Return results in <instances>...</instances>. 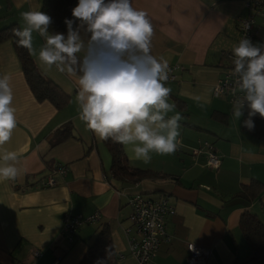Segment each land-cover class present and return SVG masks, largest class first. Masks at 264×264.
Masks as SVG:
<instances>
[{
	"label": "crops",
	"instance_id": "obj_1",
	"mask_svg": "<svg viewBox=\"0 0 264 264\" xmlns=\"http://www.w3.org/2000/svg\"><path fill=\"white\" fill-rule=\"evenodd\" d=\"M245 1L132 0L152 22L151 54L174 67V79L166 82L172 90L169 103L175 105L168 115L182 117L179 146L172 154L152 153L145 164L130 159L122 145L130 166L165 175L137 183L113 176L110 152L79 119L75 77L55 67L47 70L28 50L37 71L68 95L60 108L39 101L11 41L0 42V74L10 77L17 119L0 153L14 152L20 169L16 179L0 181V264H79L104 224L110 230L113 264H138L124 233L131 227L128 199L136 192L165 196L174 208L165 217L169 240L160 243L148 264H187L188 243L209 250L204 264H260L251 258L239 222L250 213L264 224V141L243 128L227 98L212 94L228 66L223 54L239 43L236 18L253 12ZM77 3L73 0L70 19ZM41 5L42 0H0V29L10 23L22 28L21 13L40 11ZM254 27L253 43L264 45V15L254 13ZM43 44L34 32L37 53ZM248 111L245 106L243 113ZM64 127L70 135L55 141ZM204 141L219 157L218 167L207 165ZM59 166L63 173L57 172ZM48 175L55 183L42 186ZM252 181L259 183L257 195L239 194ZM94 212L100 219L81 224L70 240L61 232L64 214L85 218Z\"/></svg>",
	"mask_w": 264,
	"mask_h": 264
},
{
	"label": "clouds",
	"instance_id": "obj_2",
	"mask_svg": "<svg viewBox=\"0 0 264 264\" xmlns=\"http://www.w3.org/2000/svg\"><path fill=\"white\" fill-rule=\"evenodd\" d=\"M72 17L64 21L67 35L50 34L49 15L24 11V26L12 32L18 45L38 56L47 70L55 67L75 77L79 119L99 139L123 145L130 159L145 164L151 162L152 153L177 151L182 117L168 115L175 108L169 103L172 90L166 86L170 67L151 54L154 29L147 12L134 8L132 0H78ZM34 32L44 40L38 53L33 47ZM233 55L232 115L239 121L247 106L243 126L251 131L252 118L257 114L264 118V45L242 38L233 47ZM13 99L9 75L0 74V148L17 127ZM17 165L14 152L0 153V181L16 179Z\"/></svg>",
	"mask_w": 264,
	"mask_h": 264
},
{
	"label": "trees",
	"instance_id": "obj_3",
	"mask_svg": "<svg viewBox=\"0 0 264 264\" xmlns=\"http://www.w3.org/2000/svg\"><path fill=\"white\" fill-rule=\"evenodd\" d=\"M73 0H42L40 11L46 13L52 18V23L49 28L51 33H63L67 35V26L65 19H70L71 8ZM19 28L16 23L0 29V42L10 40L13 48L20 60L21 69L25 80L35 96L39 101L47 100L60 108L68 99V95L64 93L58 85L52 80L43 77L35 68L32 58L27 48L19 46L17 43L18 38L13 35L12 29ZM248 118V112L242 116L243 121ZM254 129L249 131L246 127L243 128L257 137L259 140L264 141V118L254 116ZM70 135V129L64 127L57 132L55 141H60ZM103 144L110 152L111 155V170L113 176L118 179L128 182L137 183L145 179L163 178L165 175L157 172L140 169L130 166L123 153L122 145L113 142L110 138L102 140ZM259 183L252 181L250 185L245 186L239 194H243L246 198L255 197ZM239 226L251 249V258L259 260L260 264H264V224L254 215L250 213H243ZM112 243L110 238L109 227L104 224L97 231L93 241L88 245L84 255L79 261V264H97L98 261L103 264H113L112 261Z\"/></svg>",
	"mask_w": 264,
	"mask_h": 264
},
{
	"label": "built area",
	"instance_id": "obj_4",
	"mask_svg": "<svg viewBox=\"0 0 264 264\" xmlns=\"http://www.w3.org/2000/svg\"><path fill=\"white\" fill-rule=\"evenodd\" d=\"M245 7L253 12L245 15H239L236 18L239 41L242 38L249 39L252 43L257 35V29L254 27V13L264 15V0H246ZM254 44V43H253ZM228 66L224 74L217 79L213 86L212 94L215 97H225L233 105L235 96L233 88L235 87V79L233 76L234 64L233 52L227 51L224 54ZM169 79H174L173 68L170 66ZM237 95H242L237 90ZM201 146L209 148L207 150V165L218 167L220 159L210 144L206 141L200 143ZM199 145V146H200ZM57 172L63 173L64 167L59 166ZM55 183L53 176L48 175L41 181L42 186H50ZM130 207L129 220L131 227H126L124 233L127 237L128 252L132 255L138 264H148L151 262L155 251L158 249L161 242H167L169 236L165 229V217L174 212L173 206L168 202L165 196L159 198H151L140 192L133 193L128 199ZM100 219V213L94 212L85 218H80L76 215L64 214L62 218L61 232L64 233L69 240L74 235L77 228L83 223H94ZM150 225V226H149ZM131 229L133 233H131ZM193 244L194 249L189 248ZM188 258L187 264H204L206 257L209 255V250L198 246L194 243L187 244ZM34 255L38 252L34 251Z\"/></svg>",
	"mask_w": 264,
	"mask_h": 264
},
{
	"label": "rangeland",
	"instance_id": "obj_5",
	"mask_svg": "<svg viewBox=\"0 0 264 264\" xmlns=\"http://www.w3.org/2000/svg\"><path fill=\"white\" fill-rule=\"evenodd\" d=\"M145 195L149 196V195H152V194H145Z\"/></svg>",
	"mask_w": 264,
	"mask_h": 264
}]
</instances>
